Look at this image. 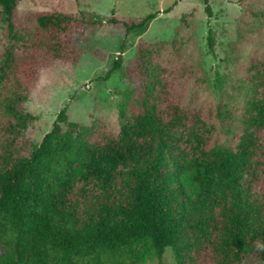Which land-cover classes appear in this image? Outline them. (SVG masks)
<instances>
[{
  "label": "trees",
  "instance_id": "16d2710c",
  "mask_svg": "<svg viewBox=\"0 0 264 264\" xmlns=\"http://www.w3.org/2000/svg\"><path fill=\"white\" fill-rule=\"evenodd\" d=\"M18 2L0 0L7 30L0 54V244L13 246L18 264L28 254L36 264H126L138 244L153 250L159 264L167 250L175 264H264V58L246 67L249 96L234 115L221 103L205 111L188 106L180 88L186 64L174 43L141 42L116 134L75 138L77 124L65 106L34 146L25 131L37 118L23 105L40 73L76 67V40L86 29L117 28L125 38L146 30L156 13L39 12L23 43ZM204 5L211 17L208 0ZM121 63L119 56L108 75ZM224 117L237 120L241 132L219 146L215 119ZM186 175L197 187L194 196Z\"/></svg>",
  "mask_w": 264,
  "mask_h": 264
},
{
  "label": "rangeland",
  "instance_id": "374dc122",
  "mask_svg": "<svg viewBox=\"0 0 264 264\" xmlns=\"http://www.w3.org/2000/svg\"><path fill=\"white\" fill-rule=\"evenodd\" d=\"M208 2L211 17L205 12L204 0H19L15 19L23 43L31 39L33 15L39 12L59 11L85 17L92 14L103 18L111 14L139 18L156 13L146 30L129 33L125 38L117 28L86 29L76 40L81 50L76 67L58 64L61 68L42 71L23 105L25 111L37 118L25 131L26 139L38 145L65 106L69 121L77 124L75 138L98 139L104 131L116 134L124 123L118 106L133 87L130 69L141 42L174 43L171 48L179 51L180 59L186 64L180 88L188 106L205 111L208 106L221 103L237 114L249 96L246 67L255 56L264 58V0ZM6 42L7 30L0 18V54ZM119 56L121 69L108 75ZM215 122V145L228 146L237 141L241 132L237 120L224 117L216 118ZM81 164L79 160L76 165L77 184H80ZM183 183L192 196L197 193L189 175L183 178ZM162 262L175 264L171 250L165 252ZM0 264H18L13 246L0 244ZM24 264H36V261L28 254ZM126 264L159 263L153 250L145 251L138 244L132 261ZM242 264L261 263L247 260Z\"/></svg>",
  "mask_w": 264,
  "mask_h": 264
}]
</instances>
